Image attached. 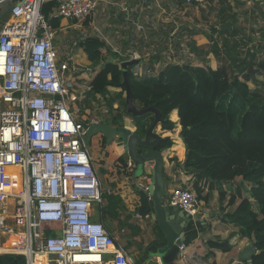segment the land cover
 <instances>
[{"label": "built area", "instance_id": "obj_1", "mask_svg": "<svg viewBox=\"0 0 264 264\" xmlns=\"http://www.w3.org/2000/svg\"><path fill=\"white\" fill-rule=\"evenodd\" d=\"M51 2L57 17L83 21L100 0H14V21L0 31V257H25L10 264H103L111 254L113 264H134L92 220L105 198L84 124L100 121H79L71 110L76 97L64 71L73 74L74 62L59 58L56 31L42 13ZM135 165L129 160L126 169ZM148 181L137 186L147 190ZM169 204L193 216L200 207L192 187L173 189Z\"/></svg>", "mask_w": 264, "mask_h": 264}, {"label": "trees", "instance_id": "obj_2", "mask_svg": "<svg viewBox=\"0 0 264 264\" xmlns=\"http://www.w3.org/2000/svg\"><path fill=\"white\" fill-rule=\"evenodd\" d=\"M57 5L51 2L42 8L54 30L60 29L62 21L54 15ZM222 10L220 25L231 21L233 29H213L208 52L197 48L203 66L172 63L157 76L140 77L135 75L137 65L133 64L128 67L129 81L135 105L139 109L157 108L164 119V130H174L176 123L171 114L178 110L180 136L187 149L185 167L194 177L192 188L199 201L209 202L217 190L225 222L235 225L239 235L249 238L258 251L250 264H264V79L250 72L258 67L264 75V59L259 60L253 49L244 50L247 42L239 39L243 31L236 26V15ZM81 44L90 68L101 66L90 82V97L105 100L107 118L114 125L122 126L124 117L129 116L137 132L143 134L155 116L147 113L136 117L127 112L126 85L119 64L123 59L108 61L109 56H119L97 37H88ZM209 53L218 60L217 69L208 65L205 56ZM111 88L118 91L112 92ZM173 144L172 138L165 137L160 147L170 148ZM120 161L127 165V158ZM238 178L241 180L236 184ZM225 186L233 190L228 192ZM227 198V206L231 207L241 200L233 212L225 213L223 204ZM112 203L108 200V206L99 207L103 219L108 218ZM210 246L223 251L232 249L229 240ZM24 261L22 255L0 257V264Z\"/></svg>", "mask_w": 264, "mask_h": 264}, {"label": "crops", "instance_id": "obj_3", "mask_svg": "<svg viewBox=\"0 0 264 264\" xmlns=\"http://www.w3.org/2000/svg\"><path fill=\"white\" fill-rule=\"evenodd\" d=\"M225 1L228 2L229 8L226 12L229 15H236L242 30L256 32L264 26V0ZM13 4L14 0H0V31L6 23L14 21L11 17ZM54 15L56 16V12ZM197 19V9L183 0H100L96 11L88 19L83 21L62 19L60 29L55 30L56 34L62 31L67 34V30L70 29L78 30L76 42L80 48L74 49L71 46L70 50L65 48L59 53L58 49L61 50L63 46L57 44L55 39L54 44L56 48L58 47L57 51L62 61L72 60L75 64L78 62L76 58L79 51H83L85 60L90 64L81 43L88 37H97L118 54L119 57H116L118 60L119 58L123 59L122 61L139 60L136 63L138 68L136 72L139 76H157L164 69L162 65L167 60L171 61L167 65L187 64L184 59L187 53L191 61L196 62L200 60L197 56L198 47L208 52L209 36L204 31L198 32ZM258 42L259 40L257 44ZM110 59L113 57L109 56L108 61L114 62ZM205 59L210 67L218 68L213 53H209ZM201 63L204 62L201 60ZM76 79L72 77L69 87L72 95L78 100ZM92 119L87 115L78 120L90 122ZM107 119L110 122L111 119ZM171 120L176 123L173 131L164 130L162 125L157 130L164 138L170 137L174 142L172 147L165 148L164 154L165 202L168 204L173 189L179 186L192 187L194 179L192 174L187 173L186 167H183L186 166L187 149L180 136L182 127L179 123L178 110L173 111ZM123 125L136 128L129 116L124 117ZM91 142L93 148L89 150L106 197L103 206H108V200L113 202L109 207L107 219L102 218V212L99 210L101 206H95L92 220L104 224L134 264H165L158 253L166 243L157 221H153L151 217L142 218L135 213L139 207L140 189L137 182L146 176L151 178V166L135 163L132 171H128L127 165H124L120 158H127L128 161L130 159L118 139L109 144L102 135H97ZM240 180L241 178H238L236 184ZM147 183L149 185V181ZM225 189L228 192L233 190L232 188L228 190L226 186ZM227 203L228 198L223 204L225 213L232 212L233 207L227 206ZM239 203L240 200L237 201L235 208ZM220 207L217 190L212 192L209 202L200 201L199 211L194 215V220L184 228L185 244L173 264H250L240 263L238 260L243 248L247 244H253L252 241L249 238H242L235 225L225 222ZM122 237L126 239L125 244L121 243ZM226 240L232 245L230 251L210 246L211 243ZM112 260L113 256L107 254L103 264H113Z\"/></svg>", "mask_w": 264, "mask_h": 264}, {"label": "water", "instance_id": "obj_4", "mask_svg": "<svg viewBox=\"0 0 264 264\" xmlns=\"http://www.w3.org/2000/svg\"><path fill=\"white\" fill-rule=\"evenodd\" d=\"M220 28L222 30H232V23L227 21L221 24ZM138 62L139 60L132 59L121 63L126 85L127 112L136 117L153 113L155 117L151 125L146 128L143 134H139L137 132L138 127L132 129L126 125H113L107 118H102L99 123L84 124L86 132L83 139L87 144L97 135H102L109 144L114 139H118L130 160L138 165L147 164L151 166V178L148 188L138 192L139 207L135 213L142 218L151 217L153 221H157L166 243L164 247L159 249L158 253L165 264H173L185 244L184 228L194 220V216L185 213L178 206L165 202V148L160 147L164 137L161 132L157 131L159 126L164 123V119L157 108L139 109L134 103L128 67ZM183 167L185 168V166ZM257 253L258 251L253 244H247L241 251L238 261L240 263H251Z\"/></svg>", "mask_w": 264, "mask_h": 264}, {"label": "rangeland", "instance_id": "obj_5", "mask_svg": "<svg viewBox=\"0 0 264 264\" xmlns=\"http://www.w3.org/2000/svg\"><path fill=\"white\" fill-rule=\"evenodd\" d=\"M227 3L228 2L225 0H207V3L203 5H190L193 8H196L198 12V19H197L198 24L196 27L198 29V32L204 31L209 36L212 33L213 29L221 27L220 10H222V8L229 10ZM227 15L229 14L227 13ZM236 26L242 28L239 25L238 21L236 22ZM232 29H233V25H232ZM67 31H68L67 34H64V31L58 32L56 34L55 40L57 41V44H59L61 47L63 46L61 50L60 48L58 49L59 53L61 51H64L65 48L70 50L71 46L74 49L80 48L79 44H77L76 42L78 41L79 31L78 30L76 31L73 29H70ZM242 31L243 33L239 34V39H241L244 42H247V45L244 46V50L253 49L254 51L257 52L259 60L264 59V52H261V49H264V26H262V28H260V30L256 32H252V31L248 32L244 30ZM250 38L252 39L253 42H250ZM257 40H259L258 44H257ZM78 55L79 56H77L76 58L78 62L73 64L74 73L70 74V72L64 71V75H65L68 86L71 85L72 83L71 82L72 77L77 78L76 83L78 84V86H75V89L77 90L76 94L78 96V100L76 101L70 100L69 104H70L71 110L74 112L76 118L79 120L88 115L90 119H92L93 117L95 118L98 117L97 120L101 121L102 118H106L108 116L107 108L105 105V100H103L102 97L92 98L89 95V87H90L89 83L91 79L94 77V75L97 73V71H99L101 66L93 70L92 68H90V64L85 60L83 51H79ZM184 59H186L185 60L186 63H190L192 65H199V66L204 65L203 63H201V60H198L196 62L191 61V59L189 58V53L186 54ZM110 60L111 61L114 60V62H119V60L114 57L113 59H110ZM167 63H171V61L167 60V62H164L162 65V68L163 67L165 68ZM217 63H218L217 66H219L218 60H217ZM134 69H136L135 75L139 76L138 73L136 72L138 71L137 70L138 68L135 67ZM250 72L254 74L259 80L264 79L263 72L259 70L258 67L254 68L253 70H250ZM250 86L255 87V85L252 83H250ZM111 91L112 92L118 91V89L112 88ZM117 106L118 105H116L115 107ZM88 148L90 149L93 148L92 142L88 143ZM232 207L235 210V205ZM121 243L123 244L126 243V239L124 237L121 238Z\"/></svg>", "mask_w": 264, "mask_h": 264}, {"label": "bare ground", "instance_id": "obj_6", "mask_svg": "<svg viewBox=\"0 0 264 264\" xmlns=\"http://www.w3.org/2000/svg\"><path fill=\"white\" fill-rule=\"evenodd\" d=\"M10 244H11V242L8 243L7 245H5V246H4V249H8V247H9Z\"/></svg>", "mask_w": 264, "mask_h": 264}]
</instances>
